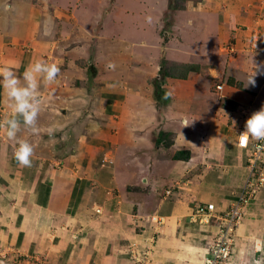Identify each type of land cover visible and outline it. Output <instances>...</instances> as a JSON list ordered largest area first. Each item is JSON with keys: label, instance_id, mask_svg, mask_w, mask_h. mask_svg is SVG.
Wrapping results in <instances>:
<instances>
[{"label": "crops", "instance_id": "crops-1", "mask_svg": "<svg viewBox=\"0 0 264 264\" xmlns=\"http://www.w3.org/2000/svg\"><path fill=\"white\" fill-rule=\"evenodd\" d=\"M51 1L54 5L57 3V0ZM69 1L71 0L66 1L67 4H69ZM86 1L72 0L75 10L70 15H64L63 21L65 23L63 22L62 28L64 32L67 30L75 32L77 28H80L81 31L85 30L88 34H93L91 30H94L95 24L91 29V27L87 28L89 25L86 22L97 21L98 16H85L80 14L82 11L76 13L80 3L81 6L85 4L86 7ZM103 1L104 4L108 3L105 6V12L107 10L106 14L108 16H114L116 20L121 22L128 20L131 31L135 34H140V44L138 45L135 40L130 41L129 52L134 54V58L136 56L137 59L145 61L146 70L150 69L152 59H155V52L162 49L151 47L157 43L160 37L159 26L169 10L168 4L170 1L137 0V6L135 7L133 5L131 7V4H129L131 0H128V5L122 0ZM209 1H201L202 3L192 11L193 13L187 12L186 9L185 12L176 10L177 18H174L173 24H176L175 27L179 29L180 34L181 32L184 33L183 31H189L193 34L192 38H194L191 41L188 40L187 44H183V47L192 48L191 46L193 45L195 48H202L204 52L201 53H209L210 50L216 49L218 39L222 35L224 38L234 37L232 45L235 44L234 46L237 48L248 43L250 37L249 27H251L254 18L249 8L250 0H235L231 4H228L231 0H227V8L221 12L222 14L216 13V15L209 12L211 11ZM47 3L49 4L48 0H0V41L2 45L3 38H8L12 34V39L14 40L19 33L26 31L27 34L34 36L33 44H31L33 48H38L39 51H42L40 48H49L47 50L49 53L52 50H55L56 53V49H53V46L58 45L60 38L56 42L51 41V38L44 39L42 34H39L41 29L40 25L38 26L37 24V22L39 23L38 17L40 18L38 5ZM230 6H232L231 9ZM20 10L24 11L20 12ZM130 13L131 15H129ZM229 13L231 14L228 15ZM148 18H150V21ZM4 20L8 24L7 26L5 24L6 28H4ZM23 22L27 23L26 29L23 26ZM16 25L18 30L15 28ZM241 25H247L248 28L244 29ZM262 26L261 35L264 38V14ZM104 29V26L100 25L98 27L99 35L97 36H101L100 31L103 34ZM194 34L197 36H194ZM36 35L38 37H35ZM208 36H213L214 39L209 41ZM142 47L145 48L147 53ZM136 48L142 49L138 50ZM165 50H168V48H165ZM47 51L45 53L42 52L43 54L40 58L45 59L46 56L44 55ZM18 53V50L15 52L11 51L8 54L0 51V67H12L17 71L18 75L22 76L29 63L37 60L40 54L38 52L32 53L30 56L31 60L26 61V54ZM174 53H176L175 57L184 55L178 50H174ZM253 58H255L256 62ZM257 59L260 62H257ZM261 60H264V47L261 48L260 52L257 51L254 56H250V59L246 58V61H249L244 66L245 69H249L246 75H244V70H238L232 65L229 66L228 69L230 70L228 73L234 77V80H241L244 76H248V79L254 65L264 68V63ZM263 75L258 73L254 77L256 81L254 87L251 85L245 86L247 81L242 80L241 89L224 82L222 83V94L229 99L247 102L250 100V93L254 97L257 96L260 99V104L264 106ZM170 80L173 81L172 78ZM41 84L44 83L42 82ZM44 86L47 89V84ZM42 94H44L43 88L40 87V97ZM142 95L139 93L133 97L134 105L132 116L128 120L127 142L135 149L139 147L143 152L142 154L135 153L131 157L130 164L135 167L132 170L128 169L129 178L132 179L131 185H137L136 182L139 178L142 182V185L139 186H143V188L137 191L134 188L124 189L123 174L118 175V170H116L115 166L118 161L115 158L114 167L109 170V175L104 179L96 177L97 182L103 187L102 183L105 180H114L116 184V187H114L115 192H104L103 202L100 204L94 203L93 206L102 205L104 214H107V216H109L110 212L116 213L120 219L118 222L120 227L126 232L125 237H129V240L134 238L137 241H141L144 247L142 250L147 246L149 248V244L153 243V257L157 261L156 264H203L207 243L213 237L215 226L210 222L207 224L197 220L192 221L189 215L196 203L212 202L216 208L221 209L227 207L235 199L237 192L247 177L246 152L237 146V134L235 138L228 136L226 129L222 126V119L218 122L217 119H211L210 116H207L208 118L203 117L206 120L204 124L207 123L208 125L204 126L203 129H199L192 124L193 121H190L195 118L192 113L193 106H191L189 109H182L183 111L180 110L178 112L177 110V120L173 119L177 124H174L172 128L168 125L170 122H162L161 124L160 121L162 119L159 121L160 116L156 101L152 97L149 98L148 96L147 98ZM57 100L59 104L67 103V99L50 98V101L55 104ZM42 105L37 129L25 128L22 125L18 139L30 140L32 137L35 138L40 135V133H47L49 127L62 130L68 124L65 116L69 113L72 114V111L68 110L67 106L58 107L61 114H57V108L55 107L47 108V113H45L46 116L48 115L49 121L45 124L42 119L45 116L42 112L46 108L43 109ZM5 108L8 109L6 110ZM11 112L9 102L2 87H0V125H3L4 120L10 117ZM191 124L192 127L188 128ZM156 126H160L172 134V142L164 147L166 156L172 155L171 157H173L177 150L186 149L189 152V157L185 160L170 157L169 159L161 160L159 164H155L158 158L150 155V150L153 146L152 132ZM83 127L85 130L88 128L86 125ZM30 134H33V136L30 137ZM99 136L101 137V140L98 141L99 148L106 146L105 149L111 151L113 149L109 146L111 144L104 140L107 136L104 133ZM37 138L42 144L46 142V139L44 140L40 136H37ZM48 141L52 143V140L49 139ZM121 141L122 138L119 140L117 134L116 143ZM32 143L35 146L32 158L37 160H32L31 167H23L14 158V151L17 146L16 141L9 139L4 127L0 126V245L10 240L11 236L14 235H22L24 237L22 240L27 236L31 237L34 235L35 237L39 235L46 217L50 220L51 225H49V228L51 230V226L66 221L70 216L74 217V214H80L82 207L86 203L85 199L93 197V195H86L88 186H82L86 180L78 181V179L83 177L79 175L78 171H72L69 169L70 167H67L64 170L48 168V170L43 172L39 168V164L42 163L41 159L43 161L44 159L52 161V158L57 155L45 153L41 151L42 146L39 145V150L34 141ZM82 143L85 142L80 140L74 153H65L62 149L58 150L59 157L64 161V164L69 165L74 162L73 160L80 161L85 159L82 149L85 144ZM160 143L163 145V141H160ZM58 147L56 146L55 149L57 150ZM159 148L155 152L161 151ZM49 150L51 149L49 148ZM105 152L107 153V151ZM240 153H244L245 160L242 155H239ZM204 156L210 159L204 158ZM104 158L107 159L106 154ZM104 158L102 160L106 161ZM156 165L159 167H156ZM260 168L264 173V160L260 163ZM99 173L100 176L104 177L102 168L98 169L97 173L92 175V177L94 178ZM106 183L107 181H105V185ZM167 190L168 192H166ZM88 191L96 193L94 195L96 197L104 190H101L96 185ZM151 215L161 217L163 220L162 224L152 222L149 218ZM136 224H143L148 227V235L144 236L131 232ZM22 225L26 227L25 231L22 230ZM127 229H131V231H127ZM139 237L142 238L139 239ZM151 237L154 239L153 242L149 241ZM235 239L233 260L236 264L264 263V260H259L261 256L264 258V186L256 198L245 207L243 218L236 229Z\"/></svg>", "mask_w": 264, "mask_h": 264}, {"label": "rangeland", "instance_id": "rangeland-1", "mask_svg": "<svg viewBox=\"0 0 264 264\" xmlns=\"http://www.w3.org/2000/svg\"><path fill=\"white\" fill-rule=\"evenodd\" d=\"M66 1L57 0L54 5L51 0H48L49 4L38 5L40 18L38 17L39 23L37 22V24L38 26L40 25L41 29L39 34H42L44 39L51 38V41L54 42L60 38L61 42L58 40V45L53 46V49H56V53L55 50L49 53L47 51L49 48H40L42 51H39L38 48H33L31 44H33L34 36L27 34L26 31L19 33L17 36L15 35L14 40L12 39V34L10 35L11 38L8 37L9 39L3 38V45L0 41V51L8 54L11 51L15 52L18 50V54H26V61L31 60L30 56L35 52L40 54L38 59H42L40 58L42 57V52L45 53L47 51L44 55L46 56L44 60L50 63H57L60 66L59 75L52 84H47V89L44 86L45 84H41L44 92L40 97L41 104H43V109L46 108L42 112L45 116L42 119L45 124L49 121L48 115L46 116L47 108L55 107L57 108V114H61L58 107L67 106V109L72 111V114L69 113L65 116L68 124L64 129L51 135V138L48 132L37 135L44 140L46 139L43 144L37 136L35 138L32 137L29 141L31 143L34 141L37 149L42 146L41 151L57 155L52 158V161H49V159H44L43 161L41 159L43 164L40 163L39 168L43 172L48 170V168L64 170L67 167H70L69 169L72 171H78L79 175L83 176L78 181L86 180L82 185L88 186L86 195H93V197L85 199L86 203L82 207L80 214H74V217L70 216L66 221L51 226V230L49 228V225H51L50 220L46 217L39 235L35 237L34 235L31 237L27 236L24 240H22L24 238L22 235L11 236L10 240L0 245V264H156L157 261L153 257V243L149 242L151 244H149L150 251L142 250L144 247L141 241H137L134 238L129 240V237H125L126 232L120 227V223H118L120 219L116 213L110 212L109 216H107V214H104L102 205L93 206L94 203L100 204L103 202L104 192L114 193V187H116L114 180L111 179L105 180L107 183L105 185L104 181L102 183L103 187L97 182L96 177L106 178L110 173L109 170L114 167L113 162L116 158L118 161L115 165L116 170H118V175L123 174L124 189L134 188L137 191L143 188V186H139L142 185L139 178L136 182L137 185H131L132 179L129 178L128 172V169L132 170L135 167L130 164L131 157L135 153H143L139 147L135 149L127 142L128 120L132 116L134 105L133 97L139 93L147 98L148 96L149 98L152 97L156 101L160 116L159 121L162 119L160 121L161 124L162 122H170L168 125L173 128L174 124H177L173 120H177V110L179 112L193 106L192 113L195 118L190 121H193L192 124L196 127L203 129L204 126L208 125L207 123L204 124L206 120L203 117L208 118L207 116H210L211 119H217L218 122L222 119L223 125H221L226 129L228 136L236 137L238 129L245 127V121L248 116L253 111H256L257 107L258 109L261 108L262 105L260 104V99L250 93V100L247 102L229 99L222 94V83L227 82L229 78H234L228 73L230 70L228 68L231 65L238 70H244V75H246L249 72V69L244 67L247 62L246 58L250 59V56H254L257 51L260 52L261 48L264 47V38L261 35L264 1L250 0L249 8L254 18L251 27H249L250 37L248 43L237 48L234 46L235 44L232 45L234 37L224 38L222 35L218 39L216 49L210 50L209 53H201L204 52L202 48H195L193 45L191 46L192 48L183 47V44H187L188 40L194 39L192 38L193 34L189 31H183L185 35L182 32L180 34L179 29L175 27L176 24L173 23L175 21L174 18H177L176 10L192 12L203 0H171L177 8L169 9L161 20L159 26L160 37L151 48L162 49L155 52V59H152L151 68L148 70L145 69V61L137 59L136 56L134 58V54L129 52L130 41L135 40L138 45L140 44V34H135L131 31L128 20L121 22L116 20L114 16H108L106 14L107 10L105 12V6L108 3L104 4L103 0H87L86 7L85 4L81 6L80 3V7L76 10V13L82 11L80 14L85 16H98L97 21L86 22L89 25L87 28L91 27V29L95 24L94 30H91L93 34L89 32L92 34L90 35L85 30L81 31L80 28H77L75 32L63 31L64 15H70L75 10L72 0L69 1V4ZM122 1L126 4L128 2V0ZM226 1L210 0L211 11L209 12L215 13V15L216 13L222 14L221 12L227 8ZM234 1L231 0L227 3L231 4ZM136 3L137 0H131L129 4H131V7L132 5L135 7L137 6ZM231 8L232 6H230ZM22 11L24 10H20V12ZM10 22L12 21L10 20ZM5 24L6 26L8 25L6 21L4 22V28H6ZM100 25H103L105 29L103 34L100 31L101 36H97L99 35L98 27ZM23 26L26 29L27 23L23 22ZM241 27L244 29L248 28L247 25H241ZM15 28L18 30L17 25ZM45 32L50 34L45 35ZM195 34L194 36H197ZM35 37L38 36L36 35ZM53 37L57 38L54 39ZM208 39L211 41L214 38L213 36H208ZM142 48L146 52L145 48ZM165 48H168V50H165ZM174 50H178L184 55L175 57L176 53H174ZM255 58L253 60L256 62ZM261 61L264 63V60ZM110 62L116 65L115 70L107 67ZM257 62H260V60L257 59ZM160 69L162 72L166 70L170 75L161 79V92L156 95L155 81L160 79ZM247 77L244 76L241 80L247 81L249 79ZM241 80L236 79L231 84L227 83L241 89L242 85H238L242 83ZM220 83L222 88L218 89L216 84ZM50 98L67 99V103H64L65 105L63 103L59 104L57 100L55 104L50 101ZM5 109L7 110L8 108ZM192 124L188 128L192 127ZM84 125L88 126L86 130L83 127ZM165 125L168 126L167 124ZM103 133L107 136L104 140L110 143L111 145L109 146L113 148H111V151L105 149L106 146L99 148L98 141L101 140L99 135L102 136ZM117 134L119 140L122 138V141L118 143H116ZM152 134L153 146L150 150L151 154H149L157 157L155 164H159L161 160L169 159L172 156H166V153H164V147L172 142V134L160 126H156ZM31 136L33 134H30ZM47 139L52 140V143H49L50 141ZM80 140L85 142L82 143L85 144L82 147L85 159L80 161L73 160L74 162L69 165L64 164V161L59 157L58 150L62 149L65 153H74ZM160 141H163V145ZM55 145L59 146L57 150ZM157 148L161 150L159 151L160 153L155 152ZM105 154L107 159L104 158ZM239 155H242L245 160L244 153ZM102 157L106 161L102 160ZM204 158L210 159L207 156H204ZM32 160L37 159L32 158ZM245 163L248 168V175L250 166H248L247 159ZM156 167L159 166L156 165ZM257 167L258 169L256 170H259L260 162ZM101 168L104 171V177L100 176L99 173L94 176L95 180L92 175H95L98 169L100 170ZM259 171L263 173L261 168ZM259 171L256 173L254 171L256 176ZM110 178L112 177L110 176ZM96 185L104 191H101L95 197L96 193H90L88 190ZM263 186L264 181L254 198H256ZM84 217L87 218L84 219ZM21 228L24 231L26 229L23 225ZM147 228L143 224H136L133 228L134 230L127 229V231L130 230L131 232L147 236L149 230ZM260 261L263 260L261 259Z\"/></svg>", "mask_w": 264, "mask_h": 264}, {"label": "clouds", "instance_id": "clouds-1", "mask_svg": "<svg viewBox=\"0 0 264 264\" xmlns=\"http://www.w3.org/2000/svg\"><path fill=\"white\" fill-rule=\"evenodd\" d=\"M148 19L150 21V18ZM49 34L45 32V35ZM107 67L115 70L116 65L110 62ZM253 69L245 86L254 87L256 84L254 77L258 73L264 74V68L254 65ZM60 70L57 63H50L44 59H37L29 63L22 76L18 75L12 67H0V87H2L12 110L10 117L4 120L3 125L0 126L4 127L9 139L16 141L14 158L23 167L32 166L35 146L27 139H18V134L21 132L22 125L25 128L37 129L42 103L40 99L41 83L52 84ZM56 131H60V129L48 128L49 135H54ZM240 136L242 144H246L249 139L264 141V106L248 116Z\"/></svg>", "mask_w": 264, "mask_h": 264}, {"label": "built area", "instance_id": "built-area-1", "mask_svg": "<svg viewBox=\"0 0 264 264\" xmlns=\"http://www.w3.org/2000/svg\"><path fill=\"white\" fill-rule=\"evenodd\" d=\"M216 87L221 89V83L216 84ZM244 128L238 129L236 144L239 148L246 151L250 173L240 187L235 199L227 207L221 209L216 208L212 202L196 203L189 215L192 221L197 220L207 224L210 222L215 226L213 237L207 243L203 264H236L233 260L236 229L242 220L245 207L254 199L255 194L264 181L263 173L259 171L260 167L259 170H256L258 169L257 164L264 159V141L249 139L246 144H242L240 133ZM254 171L255 173L259 171L257 176ZM149 218L154 223L162 224V218L157 215H151ZM149 241L153 242V237ZM144 251H150L148 246ZM261 259L264 260L263 256L259 260ZM255 264L260 263L256 262Z\"/></svg>", "mask_w": 264, "mask_h": 264}, {"label": "trees", "instance_id": "trees-1", "mask_svg": "<svg viewBox=\"0 0 264 264\" xmlns=\"http://www.w3.org/2000/svg\"><path fill=\"white\" fill-rule=\"evenodd\" d=\"M168 8L169 9H174V8H177L173 3H172V1L170 0V2H169V4H168ZM162 73V74H161ZM170 75V73L169 72H166V70L165 71H163L162 72V70L160 69V79L158 80V81H155L156 83H155V88H156V95H158L160 92H161V87H160V84H161V79H164V78H166L167 76H169ZM233 79L232 78H229L228 79V83H233ZM235 83V82H234ZM238 85H240L241 86V83L240 84H238ZM164 93H165V91H164ZM167 93V92H166ZM170 97V96H169ZM156 98H157V96H156ZM167 100V99H166ZM189 157V152H188V150H178L177 152H175L174 154H173V158H175V159H187Z\"/></svg>", "mask_w": 264, "mask_h": 264}]
</instances>
